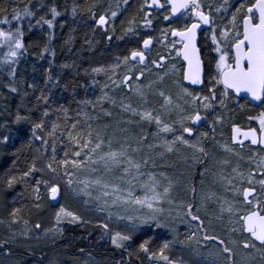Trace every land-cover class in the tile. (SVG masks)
<instances>
[{"label":"snow or ice","instance_id":"6c2138e0","mask_svg":"<svg viewBox=\"0 0 264 264\" xmlns=\"http://www.w3.org/2000/svg\"><path fill=\"white\" fill-rule=\"evenodd\" d=\"M249 106L258 127L233 121ZM0 117V264H185L176 244L198 264H264V0H9ZM189 161L221 194L197 204L192 186L177 202ZM68 194L104 219L61 204ZM225 220L227 238L213 227ZM65 223L99 229L102 259L84 246L49 256L73 246L59 243ZM159 230L171 239L154 247ZM210 247L219 260L202 258Z\"/></svg>","mask_w":264,"mask_h":264},{"label":"rangeland","instance_id":"374dc122","mask_svg":"<svg viewBox=\"0 0 264 264\" xmlns=\"http://www.w3.org/2000/svg\"><path fill=\"white\" fill-rule=\"evenodd\" d=\"M134 11H135L134 8L130 9L129 14H131ZM117 28L119 30V24L117 25ZM112 44L115 45L117 43L114 42ZM134 46L135 45L132 43H129L128 45H126V47H134ZM123 50H124L123 48L118 49L115 47H113V49H112L113 52H120ZM97 59H103L105 61H110L112 59V57L106 53L103 57H98ZM165 89H167L166 85H165ZM151 99L158 106L159 98L155 97V98H151ZM249 107H251V106H249ZM251 108H253V107H251ZM258 109H260V108H258ZM248 112H250L249 109L246 110L245 112L239 111L240 116H241V117H239L240 119L234 118L233 121L236 122L237 120H240V122L238 121L239 124L243 125L245 128H248L250 126L251 127H258L257 122H255V121L248 122L247 118L243 117L245 114L247 115ZM2 118L3 117H0V119H2ZM224 132H225V138H227V135L229 133V129L225 128ZM57 151L62 156V152L60 151L59 147H58ZM188 164L192 165V162L189 161ZM178 170L180 172H185V176L182 178L181 187L178 191V199H177L178 203L181 199L184 200L185 202H189L192 200L191 192L185 191L186 188H190L192 186H195V188L197 190V198H196L197 204L200 203V197L202 195H204L205 193L216 192L217 195L221 194V189L219 188V186L213 185V183L211 181V177L205 179L204 184L201 185V179L202 178L200 176V171H201L200 165H192L189 168L187 165L180 163ZM60 203L63 204L64 206H66L67 208H69L70 210L79 213L80 215H82L86 219H91L94 222H100L104 219L103 213H97L94 210H91L90 208H86L85 205L83 203H81L80 199L75 198L71 194L66 195L65 198L60 201ZM214 208H216V205L209 202L208 203V209H207L208 216L214 215V212H213ZM121 211H123V210H121ZM4 214H6V209L5 208L0 209V215H4ZM53 214H54L53 210H51V209L45 210V212L43 214L45 225H51L54 223ZM201 215L202 216L204 215L203 210L201 211ZM123 223L124 222L114 223V224H112V227L114 229H117V230H123ZM205 223L206 224L208 223L207 219L205 220ZM66 226H72V225H69L67 223L62 225V227L64 229ZM178 227L180 229L179 239L184 240V233L187 231V229L183 225H178ZM213 227L215 228V232L217 235H221V236H224L225 238H227L228 233L224 230L227 227V221L226 220L223 223L218 222V221H213ZM153 231H156V230H153ZM209 231L211 232L212 229L210 228ZM165 239H171V236L165 230H159V238L156 240L154 247L162 244ZM65 242H66L65 240L59 241L60 244H64ZM209 243L211 245V242H209ZM44 247H45V250L49 252V256H54V257H57V258L62 259V260L69 258V256H61V253L64 252V249H66V248L57 247V249L51 250L48 246H44ZM193 247H194V245H193ZM209 252H211V256L209 255ZM170 255L173 259H177V260L182 259L185 262V264H198L196 258H194L192 255H190V249L187 247H184L180 244H176L173 247V250L171 251ZM202 258H207V259L216 258L217 260L220 259V257L218 256V250L216 247H210L209 249L204 250L203 254H202ZM258 259L259 258L257 257V260ZM143 264H149V262L146 259H144Z\"/></svg>","mask_w":264,"mask_h":264},{"label":"trees","instance_id":"16d2710c","mask_svg":"<svg viewBox=\"0 0 264 264\" xmlns=\"http://www.w3.org/2000/svg\"><path fill=\"white\" fill-rule=\"evenodd\" d=\"M81 2H83V0H81ZM6 3H9V0H0V5H5ZM9 11H11V8L9 7ZM64 35V33H61L59 30L57 31V41L55 42V47H56V51H57V60L59 61H64L67 57H68V53H65L61 50L60 47V37ZM25 39H28V35L26 33ZM119 43L117 41H113L112 43ZM98 58V57H97ZM22 67H27L29 73H31V64L28 63L27 65L23 64L21 65ZM37 76L39 77V72L37 73ZM98 89L96 90L95 95H98ZM93 95L92 91L89 90V96L91 97ZM251 114H255L256 112H259L261 109H255V108H248ZM246 109V110H248ZM240 109L237 108L235 110V112L232 113V118H238L240 116L239 113ZM244 118H247V115L245 114L243 116ZM243 119V118H242ZM240 120H237L236 123L239 124ZM3 162L0 161V164H2ZM3 207H0V209H2ZM64 237H65V241L66 242H70L72 243V248L68 249H64V252H67L69 254L71 253H75L78 251L77 246H84L88 251H93L95 249V255L96 258L98 260L102 259V254L104 251V248L101 246L103 244V242L101 243H97V237L99 236V229L93 228L92 225H85L84 227H80V226H66L64 229ZM92 233V235H89V233ZM109 251H111V249H109ZM125 258H127L125 256ZM133 262L134 264H141V261L135 260V258H133Z\"/></svg>","mask_w":264,"mask_h":264},{"label":"flooded vegetation","instance_id":"af4514ba","mask_svg":"<svg viewBox=\"0 0 264 264\" xmlns=\"http://www.w3.org/2000/svg\"><path fill=\"white\" fill-rule=\"evenodd\" d=\"M201 44H203V38H201ZM202 52H203V48H202Z\"/></svg>","mask_w":264,"mask_h":264},{"label":"water","instance_id":"95a60500","mask_svg":"<svg viewBox=\"0 0 264 264\" xmlns=\"http://www.w3.org/2000/svg\"><path fill=\"white\" fill-rule=\"evenodd\" d=\"M195 87V86H194ZM251 107H253V108H255V109H258L259 107H254V106H251Z\"/></svg>","mask_w":264,"mask_h":264}]
</instances>
